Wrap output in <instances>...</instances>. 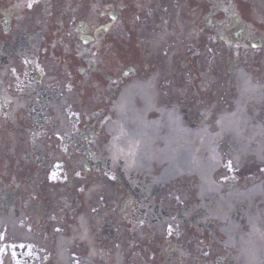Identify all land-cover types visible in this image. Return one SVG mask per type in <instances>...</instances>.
Returning <instances> with one entry per match:
<instances>
[{
    "label": "flooded vegetation",
    "instance_id": "af4514ba",
    "mask_svg": "<svg viewBox=\"0 0 264 264\" xmlns=\"http://www.w3.org/2000/svg\"><path fill=\"white\" fill-rule=\"evenodd\" d=\"M57 44L64 53L50 54L51 65L63 57L71 70L84 53L93 64L90 81L82 79L96 89L97 102L81 105L87 114L79 125L91 127L101 145L104 109L133 75H171L184 109H232L239 95L233 71L240 66L264 84V0H0V216L11 205L18 216L37 201L39 180L22 160L23 124L31 131L54 125L43 115L47 91L62 89L68 77L47 83L39 60L41 50ZM20 106L27 118H20ZM256 117L264 120V101Z\"/></svg>",
    "mask_w": 264,
    "mask_h": 264
},
{
    "label": "bare ground",
    "instance_id": "6f19581e",
    "mask_svg": "<svg viewBox=\"0 0 264 264\" xmlns=\"http://www.w3.org/2000/svg\"><path fill=\"white\" fill-rule=\"evenodd\" d=\"M155 83L150 76L133 79L121 89L109 115L100 124L102 136L107 139L104 153L96 157L108 170L122 174L142 194L138 208L146 210L145 219L138 211L140 219L128 223L130 233L118 234L112 241L114 244L103 251V244L95 237L101 226L89 213L97 207L94 200L98 195L105 201L102 205H117L120 199L106 203L110 198L108 189L101 185L100 175H91L83 207L74 211L72 224L65 225L67 218H56L54 232L49 233L53 235L54 258L50 263L46 259V264H161V254L157 258L146 256L140 246L150 243L160 250L162 242L170 240L164 229H185L189 220L201 226L210 224L209 231L217 238L210 236L208 240L214 253H231L233 264H264V172H259L264 167V124L255 120L256 111H250L245 100L264 96V85L251 84L249 77L239 72V97L232 109L225 106L203 109L198 117L194 116L195 123L180 107L181 98L158 90ZM83 96L77 89L67 92L62 88L49 93L46 106L56 115L58 131L67 128L64 111L66 114L70 111L65 104L73 100L76 110H80ZM81 111L85 114L84 109ZM226 158L233 167L244 169L243 179H225L220 174L217 169ZM54 160L61 165L63 157ZM66 169L69 175L75 173L72 165ZM186 180L196 181V194L183 192L184 199L178 203L182 209L171 208L174 202L162 196L164 191L169 193L176 183ZM140 196L138 193L137 197ZM125 203L124 210L129 214L135 204L132 195ZM66 204L71 206L73 202L68 200ZM109 211L103 210L101 217L112 216ZM115 220L114 226H121L122 222ZM19 225L20 221L9 212L0 218V233L4 230L7 240L30 242L46 251L38 231L34 234L29 232L30 228ZM181 237L190 247L192 243L201 247L192 237L186 238L184 234ZM130 247L131 252L125 254ZM103 252L112 255L105 259ZM202 262L200 258L197 260V264ZM36 264L45 263L38 260Z\"/></svg>",
    "mask_w": 264,
    "mask_h": 264
},
{
    "label": "rangeland",
    "instance_id": "374dc122",
    "mask_svg": "<svg viewBox=\"0 0 264 264\" xmlns=\"http://www.w3.org/2000/svg\"><path fill=\"white\" fill-rule=\"evenodd\" d=\"M84 16H89V13H84ZM64 53V47L60 44H57L55 47H53L52 45L46 47L45 50H41V55H40V61L41 63H46L47 59L49 58L50 54H53L54 57H58L59 53ZM61 60V62L59 64H56L55 62H52V65H46L44 64L43 69H48L50 68H54V67H59V69L63 70L65 68H68V64H66L65 62L62 61L63 57L59 58ZM76 65V64H75ZM202 65V63H201ZM75 69L74 71H76V66H74ZM58 73V72H57ZM166 79V78H165ZM164 79V80H165ZM170 87L172 86H167V88L171 89ZM196 110L195 108H191L189 109V113L190 111ZM191 117H193L191 115ZM44 139H47L46 137H44ZM40 142L42 143H46L45 141L41 140ZM49 142V146H52L53 144H56V146L54 147L55 151L53 152V154H63L65 153L64 151H61L59 148L60 145V139L54 137L52 138V140L48 141ZM47 142V143H48ZM64 155V154H63ZM54 166V165H53ZM54 168H52V165L50 166L47 161L44 162V167L39 170L40 172H42L41 174L44 175V173H47L51 170H53ZM79 179V178H78ZM84 180V179H83ZM111 183H113L112 181H110ZM111 190L117 192V197L119 198L122 194H124V198L127 197V195L130 193V190L127 192L125 189L126 187H119L117 185V187L114 185H111ZM128 187V186H127ZM186 189V188H184ZM134 190V189H133ZM112 195L114 192H110ZM99 195L96 197V199L94 200L95 203H97V207L94 208L90 213H89V217L93 220L98 219L99 225L101 226V231L99 234H96V238L97 241H100L103 244V251L107 250L109 248V245L114 244L112 241H114V238L118 235H124L126 233H130V226L128 224V222L130 221V214H123L122 212V208H123V201L118 200L117 202L119 203L118 205H110L108 206V204L102 205V203H105V201H101L99 200ZM47 199V203L50 204V198L48 199V196L44 197V200ZM68 200H76L77 197L76 196H68L67 198ZM66 199V200H67ZM82 196H80L78 200V202L76 204H73L71 206H66L64 205L62 202H58L57 205L55 206V209L53 211V215L55 217L61 218H67V222L65 225H68V222L73 220V213L74 211H76L77 209L81 210L83 207V202L82 201ZM121 199V198H120ZM123 199V198H122ZM65 200V201H66ZM112 200H108L107 202H111ZM51 207V206H50ZM110 210L109 212H112L113 215L112 216H107L106 218H102L101 217V213L103 210ZM34 217V215H31V218ZM41 222L39 223L38 228H36L35 230L32 229V233L36 234L37 231L39 232V235L42 236L43 241L45 243L46 249L47 251L42 252L43 249L41 248H36V245L34 246V244L30 243V242H26L25 246H22V243H20V241H12V240H7L0 238V264H36L38 260H41V263H45L46 264V256H49V263L51 262V259H53V235L48 234V237H44V234L46 233V227L51 226L52 224V220H49V222H46V224H43V220L45 218L39 217L38 218ZM115 219L122 222L121 226L119 227H115V223L117 222ZM129 220V221H128ZM131 222V221H130ZM53 225V224H52ZM174 229V227H172ZM186 228L187 229H182L181 227H177L176 230H172L171 232V236H168V238H170V240L168 242H165L167 248H168V253L165 252V248L166 246H161L160 250H157L155 248H153L149 243L143 246V248H139L141 249V251L143 252L144 255H151L153 258H157L158 254L162 255V262H164L163 264H197V260L200 258L201 261H204V263L208 264H216V259L217 258H221L223 252L219 253V252H213V246H210L208 244V237L209 235V225H204L203 229L199 230V228H194V227H188V224L186 222ZM54 232V230L50 233ZM166 233V230L164 229V234ZM185 235L186 238L188 237H192V239H195L197 241V244L201 245L202 249L199 250V252H197V248L195 247V245H193L194 243H192L191 247L184 243V239L181 237V235ZM165 236H167L165 234ZM127 239L129 241L128 244H132L131 240L128 238ZM10 244H14L17 245L19 247V249H16V251H11L10 250ZM127 244V245H128ZM173 244V245H172ZM126 245V246H127ZM198 246V245H197ZM25 247V250H24ZM174 248V250H173ZM138 249V248H137ZM160 251V252H159ZM131 252V247L126 249V254H129ZM148 253V254H147ZM103 255L105 257V259H108L112 254L111 252H103ZM51 256V257H50ZM228 260V259H227ZM226 259L224 260V263L222 264H228V261ZM172 261V262H170ZM230 264V263H229Z\"/></svg>",
    "mask_w": 264,
    "mask_h": 264
}]
</instances>
